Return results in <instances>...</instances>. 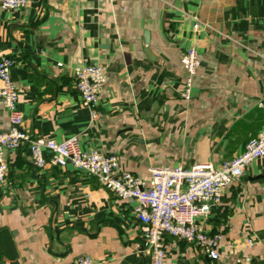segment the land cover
Instances as JSON below:
<instances>
[{
  "label": "crops",
  "instance_id": "0c3cea01",
  "mask_svg": "<svg viewBox=\"0 0 264 264\" xmlns=\"http://www.w3.org/2000/svg\"><path fill=\"white\" fill-rule=\"evenodd\" d=\"M188 47L200 66L184 100L180 57ZM2 54L16 59L10 76L26 133L55 141L77 135L82 149L117 156L114 175L146 180L156 166H217L264 127V0H29L0 8ZM86 63L103 70L93 120L74 87ZM7 120L0 106V132ZM42 156L47 162L50 153ZM4 157L0 230L16 255L1 264H64L83 255L94 264H149L134 200L69 165L38 166L25 146ZM204 228L223 241L256 243L220 247L213 260L165 236L163 264H264L262 160L222 189Z\"/></svg>",
  "mask_w": 264,
  "mask_h": 264
},
{
  "label": "built area",
  "instance_id": "2783aa9c",
  "mask_svg": "<svg viewBox=\"0 0 264 264\" xmlns=\"http://www.w3.org/2000/svg\"><path fill=\"white\" fill-rule=\"evenodd\" d=\"M29 0H0V8L14 9L26 5ZM193 27L198 28L195 23ZM185 71L180 98L191 97L193 77L200 66V58L194 47H188L180 57ZM16 63L13 56L0 55V106L8 111L6 129L0 132V183L4 181L8 166L5 151L22 146L29 149L33 162L42 166H70L93 178L113 196L136 202L133 211L142 225V246L149 264H163L165 252L163 238L170 236L193 244L211 259L218 257V249H240L256 242L247 238L244 242L223 241L220 232H208L204 228L211 207L219 201L222 189L238 180L246 167L254 160L264 162V127L255 138L248 140L240 154L215 166L210 162L181 166H156L148 169L149 177L143 180L129 171L114 175L117 156L113 153L81 148L78 136L64 140L33 138L23 128V114L18 107V92L10 70ZM103 70L95 64H83L75 72L74 87L82 105L89 111L90 120L98 116L97 102L102 87ZM50 153L48 161L42 152ZM64 264H94L89 255L79 256Z\"/></svg>",
  "mask_w": 264,
  "mask_h": 264
},
{
  "label": "trees",
  "instance_id": "16d2710c",
  "mask_svg": "<svg viewBox=\"0 0 264 264\" xmlns=\"http://www.w3.org/2000/svg\"><path fill=\"white\" fill-rule=\"evenodd\" d=\"M16 255V249L11 236L6 230H0V264L5 259H12Z\"/></svg>",
  "mask_w": 264,
  "mask_h": 264
},
{
  "label": "water",
  "instance_id": "95a60500",
  "mask_svg": "<svg viewBox=\"0 0 264 264\" xmlns=\"http://www.w3.org/2000/svg\"><path fill=\"white\" fill-rule=\"evenodd\" d=\"M146 44L148 45L147 39H146ZM145 52L148 54V48H145Z\"/></svg>",
  "mask_w": 264,
  "mask_h": 264
}]
</instances>
